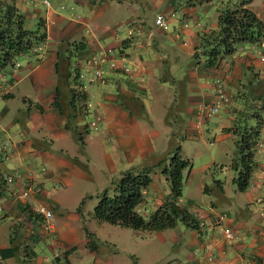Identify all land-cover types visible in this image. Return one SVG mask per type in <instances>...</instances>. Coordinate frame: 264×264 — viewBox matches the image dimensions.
Masks as SVG:
<instances>
[{
  "label": "crops",
  "instance_id": "0c3cea01",
  "mask_svg": "<svg viewBox=\"0 0 264 264\" xmlns=\"http://www.w3.org/2000/svg\"><path fill=\"white\" fill-rule=\"evenodd\" d=\"M11 1L24 18L43 19L45 39L37 45V53L21 55L11 70L0 73V144L5 143L0 147V176L16 171L23 175L13 185L0 182V264H72L80 256L83 264H264V224H245L241 217L233 221L219 202H208L200 193L203 205L177 198L198 218L199 226L181 222L161 230H134L146 241L144 250L123 249L111 239L107 242L111 248L86 247L84 229L91 231L86 224L95 219L91 211L85 218L81 207L76 209L80 200L96 198L129 167L155 168L143 193L142 212H148L149 201L156 205L170 196L169 190L153 182V177L160 180L154 165L166 160L175 146L187 158L183 145L187 139L197 138L211 147L233 141L225 127L236 119L239 94L249 85L251 70L261 79L253 96L264 114V41L243 42L210 65L195 48L198 32L215 24L214 16L207 15L210 1L196 6L154 0L148 19L130 7L122 8L123 0H41L40 7L33 0ZM247 5L264 21V0H250ZM157 12L164 13L165 28L153 22ZM79 39L85 47L75 52L73 66L84 78L95 67L102 76L79 78L89 103L85 113L75 117L82 144L65 129L64 117L52 103L57 52L66 41ZM216 81L228 101L196 124L197 114L216 101ZM68 87L60 88L61 100L67 98ZM81 106L84 103L78 109ZM95 114L100 118L93 128L89 121ZM259 134L251 183L264 211V121ZM206 154L200 172L216 161L211 149ZM200 175L196 182L203 193L207 184ZM24 179L29 183L26 196L21 195ZM39 203L51 209V216L27 218V209ZM223 227H228L229 235H224Z\"/></svg>",
  "mask_w": 264,
  "mask_h": 264
},
{
  "label": "trees",
  "instance_id": "16d2710c",
  "mask_svg": "<svg viewBox=\"0 0 264 264\" xmlns=\"http://www.w3.org/2000/svg\"><path fill=\"white\" fill-rule=\"evenodd\" d=\"M209 1L174 0L176 3L196 6ZM249 1L219 0L214 6L215 24L206 31L198 32L197 44L195 45L207 64L212 65L220 56L235 51L237 46L244 41L259 44L261 40H264V21L247 5ZM24 19L23 13L15 2L0 0V73L15 65L17 56L37 53V45L45 39L42 18L37 19L34 29L26 28ZM84 47L83 39L70 40L66 41L62 49L57 52L55 71L58 80L54 87L55 93L52 99L53 105L64 117L63 126L71 132L79 144H82V137L76 129L75 117L78 115V105L85 100V92L79 78L87 79L88 77L84 78L73 66V62L75 52ZM197 53L195 50L192 56L196 58ZM59 60H64L63 64ZM59 71L62 73L58 75ZM260 82L261 79L257 77V73L251 70L247 80L249 85L242 94H239L241 95V102L234 111L236 119L231 125L225 127V130L231 131L234 135V156L229 164L235 170L236 176L233 180L237 182L239 190L247 187L248 179L257 164L256 144L260 137L259 131L264 121V114L257 107L253 92ZM69 84V94L66 99L61 100L60 88H67ZM188 164L189 160L183 158L178 146H175L169 152L166 160L162 159L154 165L157 166L160 174L168 183L170 196L156 204L148 212H142L139 207L143 200V193L151 180L150 174L155 168L153 166H141L124 169L117 178L111 180L107 186L96 193V202L91 210L92 217L98 221L136 231L161 230L173 227L177 221L197 228L199 226L198 218L177 200L180 196L183 169ZM216 181V189L219 194L223 190L220 180ZM0 182L5 183L1 176ZM205 187L206 185H203V190ZM81 202L82 200L79 201V204ZM76 209L79 211V206ZM26 215L27 218L33 219L40 216L33 209H27ZM84 234L87 238L86 247L96 249L99 245L98 239L86 229H84ZM9 248L14 249V246H9ZM23 249H26L25 246ZM32 252L30 250L26 255L29 256Z\"/></svg>",
  "mask_w": 264,
  "mask_h": 264
},
{
  "label": "rangeland",
  "instance_id": "374dc122",
  "mask_svg": "<svg viewBox=\"0 0 264 264\" xmlns=\"http://www.w3.org/2000/svg\"><path fill=\"white\" fill-rule=\"evenodd\" d=\"M40 1L41 0H33V3L38 7L43 6ZM123 1L124 4L122 5V8L130 7V9L133 12H135L144 19L151 15L152 9H155L154 0H123ZM125 1L127 2V4ZM218 1L219 0H210V5L207 15L211 14L213 16L214 6L217 4ZM29 8H31V6H29ZM24 13H26V9H24ZM24 25L28 29H34L36 27V22L34 19H30L27 16L24 20ZM244 43L246 42L244 41ZM18 60L19 61L22 60L21 55L17 56L15 62H17ZM15 68L17 67L15 66ZM8 69L11 70L9 67ZM167 94L169 93L167 92ZM183 145L185 147L184 148L185 153L188 155L186 159L189 160L190 166L188 164L183 171L181 188H180L181 197H185L187 199H193L196 203L198 202L199 205H203V202H201V200L199 199L200 197L199 193H200L202 194V198L208 202L211 203L219 202L218 204L221 205V207H223L224 209L230 212L233 221L241 217L245 220V224H264V211L261 210L259 201H257L256 198L254 197L255 191L253 184L251 183L252 181L251 177H253L254 174L253 173L251 174V176L248 179L249 183L247 187H245V189L243 190H239L236 184L237 182L233 180V178L236 176V173L235 170L229 164L231 158H233L234 156V142L231 139H226L225 141H223L222 144L219 145L214 144V146L211 147L208 145V143L207 146H205L197 138H193L184 141ZM225 148H227L228 150H224ZM208 149H211V154L213 155V157H215V155L217 156L216 161L213 164H209L210 166L206 168L205 171L204 169H202L203 171L201 170L200 172L199 167H201V164L206 160L207 158L206 150ZM225 152L227 154H225ZM180 154L182 153L180 152ZM183 158L185 157L183 156ZM189 168H191L190 174L188 177H186ZM199 174H201L200 176L202 180L207 184L203 193L200 192L197 188L196 177H198ZM159 175H160V180L157 181L153 177L152 179L153 182L157 184L158 187L169 190L168 183L164 179H162L161 174ZM189 179L191 181H188ZM216 180H220L221 182V186L223 189V192H221L222 199L216 189L217 188ZM73 197L75 196H72V199L69 200L70 202L73 201ZM95 202H96V198L94 195L91 197L86 196L84 197L83 202H81L78 205L79 208L81 207V211H82L81 213L85 218L88 215V211L90 212L92 210V207L95 204ZM146 205L148 211H151L155 206L153 202L150 203V201ZM52 218H55V215H52ZM180 223L181 221H177L176 224H180ZM86 225L92 227L91 231L89 232L98 235V237L101 239V241H99L100 239L98 240L99 245L106 244L109 245V247L111 248L113 245L111 243H107L109 241L108 239H111L112 241L118 242L119 243L118 246H121L123 249L144 250L148 248L146 241L144 240L142 241L139 237V234L131 228L120 227L118 225H114L104 221H98V220L96 221V219L93 224H86ZM133 239L135 242H137L136 244H138L139 246H136V244L133 243L134 242ZM77 254H80V252L77 251ZM83 262H84V257L82 258L81 256L80 258H76V260L74 261L72 260V264H83Z\"/></svg>",
  "mask_w": 264,
  "mask_h": 264
},
{
  "label": "built area",
  "instance_id": "2783aa9c",
  "mask_svg": "<svg viewBox=\"0 0 264 264\" xmlns=\"http://www.w3.org/2000/svg\"><path fill=\"white\" fill-rule=\"evenodd\" d=\"M44 3H47V0H42ZM153 22L162 27V28H165L166 27V20H165V16L162 12H157L155 13L154 15V18H153ZM263 41L264 40H261L259 42V44H263ZM17 63H15L16 65ZM93 75H91L90 77L87 78V80H92L94 78H101V70L98 68V67H95L93 69ZM215 91H216V101L211 103V104H208L205 108H203L201 110V112H199L196 116L197 118L195 119V123L198 124L200 123L201 119L203 118H208L210 117L211 115H213L214 113H216L219 109V107L226 103L228 101V94L223 90L222 88V85L220 84L219 81H216V85H215ZM82 103H84V106H81L79 109H78V112L79 114L80 113H85V108H87L89 106V103L83 101ZM201 115V117H200ZM99 115L98 114H95L94 115V118L92 120L89 121V125L91 127H95L96 126V122L98 121L99 119ZM5 143L3 142L2 144H0V147L4 146ZM22 175L21 172L19 171H16V172H13V173H10V174H7L5 177H4V180L5 182H7L8 184H11L13 185L14 182L16 180H19L20 176ZM23 176V175H22ZM27 177L30 176V173H27L26 174ZM24 185L26 187L22 188L21 190V195L22 196H26L28 194V190H29V183L28 181H25L24 179ZM33 211L36 213V214H39L40 216H42L43 219H47L51 216V209L48 208L47 206H45L44 204H37L34 208H33ZM223 233L225 236L229 235L230 234V230L228 229V227H223Z\"/></svg>",
  "mask_w": 264,
  "mask_h": 264
},
{
  "label": "clouds",
  "instance_id": "9594fccd",
  "mask_svg": "<svg viewBox=\"0 0 264 264\" xmlns=\"http://www.w3.org/2000/svg\"><path fill=\"white\" fill-rule=\"evenodd\" d=\"M140 210V209H139Z\"/></svg>",
  "mask_w": 264,
  "mask_h": 264
}]
</instances>
